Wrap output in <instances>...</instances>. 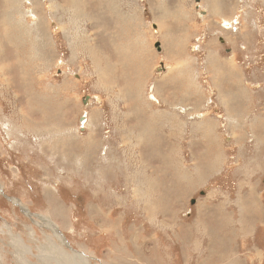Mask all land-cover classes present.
Returning a JSON list of instances; mask_svg holds the SVG:
<instances>
[{
    "label": "rangeland",
    "instance_id": "1",
    "mask_svg": "<svg viewBox=\"0 0 264 264\" xmlns=\"http://www.w3.org/2000/svg\"><path fill=\"white\" fill-rule=\"evenodd\" d=\"M211 46L262 109L264 0H0V264H264Z\"/></svg>",
    "mask_w": 264,
    "mask_h": 264
},
{
    "label": "crops",
    "instance_id": "2",
    "mask_svg": "<svg viewBox=\"0 0 264 264\" xmlns=\"http://www.w3.org/2000/svg\"><path fill=\"white\" fill-rule=\"evenodd\" d=\"M211 48L209 50L205 48L203 55L205 72L207 71L209 76V83L206 80V86L216 98L220 99L222 107L227 109L225 111V115H227L225 119L228 129L225 130V139L229 142V157L238 156L239 148L240 153H242L240 141L244 143L247 152L257 154L261 150L260 153L264 156V107L254 111V90L247 86V81L237 67L232 66L227 60H223L217 50L213 49L214 46H211ZM169 82L171 83V88L174 89V82ZM193 92L195 93V90ZM233 120L235 123L245 121L246 124L243 129H237L233 125ZM209 127H212V129L208 130ZM173 130L174 128H172ZM199 130V134L202 137L210 134L213 135L215 141H222L220 139L221 136L215 133L216 130L213 123H203ZM217 148V152L224 156L225 149L222 150L221 144H218ZM172 159L174 160V158Z\"/></svg>",
    "mask_w": 264,
    "mask_h": 264
},
{
    "label": "bare ground",
    "instance_id": "3",
    "mask_svg": "<svg viewBox=\"0 0 264 264\" xmlns=\"http://www.w3.org/2000/svg\"><path fill=\"white\" fill-rule=\"evenodd\" d=\"M184 2V1H183ZM66 3V2H65ZM56 4V3H55ZM52 225V224H51ZM51 225H49V226H51ZM53 229H54V227H52ZM54 230H56V229H54ZM55 235L62 241V243L63 244H65V241H63V238H62V236H61V234H59V232H55Z\"/></svg>",
    "mask_w": 264,
    "mask_h": 264
},
{
    "label": "water",
    "instance_id": "4",
    "mask_svg": "<svg viewBox=\"0 0 264 264\" xmlns=\"http://www.w3.org/2000/svg\"><path fill=\"white\" fill-rule=\"evenodd\" d=\"M82 117H83V116H80V118H79L80 121H82ZM1 194H3V193H1ZM5 198H7V197H5Z\"/></svg>",
    "mask_w": 264,
    "mask_h": 264
}]
</instances>
